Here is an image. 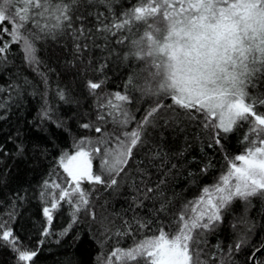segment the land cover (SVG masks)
<instances>
[{
  "label": "trees",
  "instance_id": "1",
  "mask_svg": "<svg viewBox=\"0 0 264 264\" xmlns=\"http://www.w3.org/2000/svg\"><path fill=\"white\" fill-rule=\"evenodd\" d=\"M137 6L147 4L142 0H80L73 12V28L55 39L35 41L39 64H29L18 43L0 60V222L18 238V248L37 252L29 264H104L115 248H130L155 234L162 224L166 231H174L178 227L174 221L185 206L204 188L215 185L235 156L252 146L256 133L248 121H238L228 133L221 131L217 143V129L205 126L202 114L189 115L164 95L143 94V102L136 95L132 102L138 111L134 113L135 125L157 99L170 106L150 118L143 143L115 177V185L83 183L87 208L76 212L77 194L72 195V204L66 197L58 201L49 223L44 208L51 206L61 189L70 191L59 158L81 139L100 138L102 133L94 131L103 123L97 120L102 111L98 105L116 92L128 94L136 64L143 61L145 66V59L124 58L131 41L168 24L161 8L158 13L143 14L146 20L133 19L128 26L131 32L127 28L96 31L103 24L122 21ZM78 15L83 21L76 19ZM82 25L88 30L87 38L79 33V38H74L73 29ZM26 27L35 31L31 23ZM8 39L5 35L4 40ZM89 80L102 81L96 95L86 87ZM259 89V94L248 100L254 102L255 111L264 114V102L257 103L264 101V84ZM85 123H91L93 129L83 128ZM106 128L110 133L120 131L111 123ZM57 184L59 188L54 187ZM148 221L146 228H140L139 222ZM117 232L127 234L117 236ZM197 239L201 264H250L256 248L264 242V196L234 199L223 210L222 223ZM240 240L244 243L237 251L235 245ZM0 264H23L17 251L3 241ZM256 264H264V255H258Z\"/></svg>",
  "mask_w": 264,
  "mask_h": 264
},
{
  "label": "snow or ice",
  "instance_id": "2",
  "mask_svg": "<svg viewBox=\"0 0 264 264\" xmlns=\"http://www.w3.org/2000/svg\"><path fill=\"white\" fill-rule=\"evenodd\" d=\"M79 3L80 0H0V60L12 44L18 43L22 45L26 61L31 65L39 64L35 41L46 37L55 39L66 29L73 28V12L78 10ZM142 3L147 7L137 6L132 13H126L122 21L103 24L102 28L96 29L97 32H113V29L127 28L131 32L132 28L128 26L133 19L146 20L147 16L143 14L152 15L165 9L162 15L168 24L133 39L132 47L124 57L145 59L148 63L144 69L148 73L144 77L146 87L142 91L156 97L166 96L172 105L189 115L202 114L205 126L217 129V143L220 132L232 131L238 121L252 123L251 130L256 136L250 141L252 146L244 154L235 156L227 173L215 185L204 188L196 201L185 206L174 221L178 225L174 231H166L162 224L155 234L134 242L130 248H115L104 258V264H114L113 258L118 264H201L196 247L198 236L222 223L223 210L234 199L247 201L252 196H264V114L255 111L254 102L246 100L245 91L252 77L264 72V0H178V3L142 0ZM18 4L23 6L16 7ZM76 19L83 21L84 17L78 15ZM29 23L35 31L26 27ZM7 24L12 25L11 29ZM87 31L83 25L73 29L74 38H79L76 33L87 38ZM5 35L8 40H4ZM80 47L77 45L78 50ZM86 87L96 95L95 90L102 87V81L89 80ZM59 95L64 99L63 92ZM130 102L128 94L116 92L98 105L102 111L97 114V120L103 123L95 126L94 131L102 135L97 140L81 139L76 144L75 154L65 153L61 157L60 164L70 178L71 192L61 189L59 197L51 203L52 209L66 197L68 203H74L71 199L74 194H78L79 200L75 204L76 212L86 209L89 201L88 193L82 188L84 181L109 187L115 185V177L124 171L133 150L143 143L150 118L161 108L170 106L157 99L129 130L135 119L127 108ZM261 102L264 101H257ZM108 123L118 127L119 133L108 132ZM82 127L93 129L91 123ZM93 159L100 161L95 172ZM77 161L79 165L74 170ZM105 176L109 179H104ZM45 187H49L47 182ZM44 214L51 223L50 209L44 208ZM139 223L140 228H146L151 222ZM125 234L116 233L117 236ZM0 241L12 246L24 264H29L37 255L35 250L17 247L18 238L5 222H0ZM243 243L240 240L235 245L237 251ZM255 251L264 255V244ZM253 264H256L255 254Z\"/></svg>",
  "mask_w": 264,
  "mask_h": 264
},
{
  "label": "rangeland",
  "instance_id": "3",
  "mask_svg": "<svg viewBox=\"0 0 264 264\" xmlns=\"http://www.w3.org/2000/svg\"><path fill=\"white\" fill-rule=\"evenodd\" d=\"M33 27V26H32ZM144 64H145V66H144V68H143V61L142 62H140V64H136L137 66H136V74H135V76L133 77V79H132V83H130V87H129V90H128V94H129V96H130V98H131V102L130 103H128L127 104V108H128V111H129V113H130V115L132 116V117H134L135 116V114L138 112L136 109H133V105H132V102H134V99L136 98L135 96L137 95V96H139L140 98V100H141V102H143V94L144 95H146V96H152V95H149V94H147L145 91H142V88H144V87H146V82H145V79H144V77L145 76H147L148 75V73L147 72H145L144 71V69H146L147 67H148V63L146 62V60H144ZM260 84H264V72H258V73H256L253 77H252V80H251V82L248 84V86H247V88L245 89V91H246V93H247V97H246V100H248V98H250V97H253V96H255V95H257V94H259V92L260 91H258V90H260L259 88H260ZM166 97V96H165ZM167 98V97H166ZM170 100V99H169ZM170 102H171V100H170ZM172 103V102H171ZM141 105H143V103H140ZM180 108V107H179ZM135 113V114H134ZM108 119H110V118H108ZM112 124V123H111ZM113 125V124H112ZM130 125H135V123H134V120L132 121V124H130ZM114 126V125H113ZM114 127H116V126H114ZM133 127H135V126H131V128H133ZM130 128V129H131ZM129 129V130H130ZM95 140H97V139H95ZM78 143V142H77ZM76 143V144H77ZM76 150H77V148H76V145L72 148V150L71 151H68V152H66L67 154H69V155H73V154H75V152H76ZM245 153V152H244ZM244 153H242V154H244ZM65 154V153H64ZM64 154L62 155V156H64ZM95 155V154H94ZM61 156V157H62ZM61 157L59 158V161H58V163H59V165H60V167H61V170L64 172V169H63V167L61 166V164H60V160H61ZM234 161V160H233ZM232 161V162H233ZM231 162V163H232ZM236 163L237 164H240V162L239 161H236ZM77 165H79V161H77V162H74V165H73V167H74V170H75V167L77 166ZM99 165H100V161H99V159H93L92 160V166H93V171L95 172V171H97V169L99 168ZM230 165V164H229ZM228 170H229V168H228ZM227 170V171H228ZM227 171H226V173H227ZM64 174L67 176V173H65L64 172ZM67 178H68V187H69V185H70V178L67 176ZM83 183H87L86 181H84V182H82V185H83ZM212 187V186H211ZM211 187H207V188H211ZM69 189H70V191H71V188L69 187ZM203 194V191H202V193H201V195ZM200 195V196H201ZM77 196H78V194H77ZM199 196V197H200ZM198 197V198H199ZM197 198V199H198ZM196 199V200H197ZM195 200V201H196ZM47 208H49L50 209V215H51V213L53 212V210L54 209H52L51 208V206H49V207H47ZM47 217V216H46ZM47 220H48V217H47ZM113 260H114V263H116L115 262V258H113ZM118 263V262H117ZM23 264H24V262H23Z\"/></svg>",
  "mask_w": 264,
  "mask_h": 264
},
{
  "label": "water",
  "instance_id": "4",
  "mask_svg": "<svg viewBox=\"0 0 264 264\" xmlns=\"http://www.w3.org/2000/svg\"><path fill=\"white\" fill-rule=\"evenodd\" d=\"M77 166H78V165H77ZM77 166H76V167H77ZM76 167H75V168H76ZM263 244H264V242H263ZM253 254H255V257H256V259H257L258 255H259L260 253L255 251ZM250 264H253V255H252L251 259H250Z\"/></svg>",
  "mask_w": 264,
  "mask_h": 264
}]
</instances>
